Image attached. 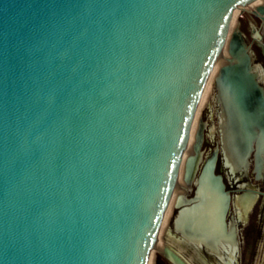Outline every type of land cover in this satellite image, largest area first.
Masks as SVG:
<instances>
[{"label": "water", "instance_id": "water-1", "mask_svg": "<svg viewBox=\"0 0 264 264\" xmlns=\"http://www.w3.org/2000/svg\"><path fill=\"white\" fill-rule=\"evenodd\" d=\"M257 1L0 0V264H150L181 171L176 231L238 251L217 168L221 148L264 167V83L231 30ZM225 45L206 155L196 118Z\"/></svg>", "mask_w": 264, "mask_h": 264}, {"label": "flooded vegetation", "instance_id": "flooded-vegetation-1", "mask_svg": "<svg viewBox=\"0 0 264 264\" xmlns=\"http://www.w3.org/2000/svg\"><path fill=\"white\" fill-rule=\"evenodd\" d=\"M215 105L217 107L215 119L218 125V129L213 131L212 133L214 134V136L220 137L221 143V125L223 122V112L221 106L217 103V101ZM208 111L206 112V115L203 118L207 122L206 139L204 143L205 150L207 149L206 146L208 145V127L210 122L214 120L208 118ZM217 145L220 146L219 142L215 144V147ZM220 147H222V143ZM227 164V175L225 174L224 170L219 167V164L217 168V173L221 174L224 177L226 188L231 194V207L227 221L229 224L234 223L237 228V240L239 244L238 251L234 254L231 253V246L229 244H226L225 242H222L221 245H219L218 248L220 249V252H217L213 248L206 247L205 245H197L186 239L183 236L181 230H179L178 233L174 227L173 221L169 230L172 236L178 239L182 244L189 247L194 252V254L200 259H202L206 264H240V253L243 245L241 237L242 231L250 225L252 218H254L255 216H258V225L261 224V220L264 217V167L260 168L257 165L256 148L251 153L246 167L235 166L234 164H231L229 162L228 158ZM192 196L193 189L190 191L186 190V197L190 198ZM177 211L178 210L175 211V216L177 214ZM173 214L174 209H171L170 219L173 217ZM258 245L259 244H257V246ZM166 248H170L188 264H194L191 259L187 258L180 250H177L171 244H164L159 251V255L156 258L153 256L150 264H174L165 255Z\"/></svg>", "mask_w": 264, "mask_h": 264}, {"label": "rangeland", "instance_id": "rangeland-1", "mask_svg": "<svg viewBox=\"0 0 264 264\" xmlns=\"http://www.w3.org/2000/svg\"><path fill=\"white\" fill-rule=\"evenodd\" d=\"M234 20L238 22L237 26H239L245 34L246 41L248 45H250L251 52L254 57V62L259 67L260 76L264 83V22L254 14L251 6L237 10L234 15ZM214 75L215 73H212L198 110L201 112L199 117L204 118L206 112L209 110L207 114L208 118H211L212 120L214 119L212 122H210L208 127V145L206 146L207 149L205 150L206 155H209L213 151L217 142H219L221 146L220 137L214 136L212 133L218 129L215 119L217 107L215 105L216 91L214 87ZM194 127L195 125L193 126V130ZM219 167L224 170L225 174L227 173V157L222 149L220 153ZM182 186L183 181L179 180L173 196L174 199L177 198L179 193L183 192ZM175 211L176 210L174 208L173 217L170 219V207L167 210L165 220L161 228L155 250L153 252V256L156 258L159 255V251L164 244H171L174 248L180 250L187 258L191 259L194 264H206L202 259L197 257L189 247L182 244L170 233L169 230L175 216ZM258 221V216H255L252 218L250 225L242 231L241 237L243 245L240 253V264H264V217L261 220V224L258 225ZM257 244L259 245L257 246Z\"/></svg>", "mask_w": 264, "mask_h": 264}, {"label": "bare ground", "instance_id": "bare-ground-1", "mask_svg": "<svg viewBox=\"0 0 264 264\" xmlns=\"http://www.w3.org/2000/svg\"><path fill=\"white\" fill-rule=\"evenodd\" d=\"M264 4V0H259V1H257L256 3H254L253 5H251V8H252V11L255 13V9H256V7L258 6V5H261V4ZM237 25H238V22H236L234 19H233V23H232V25H231V30H234L236 27H237ZM227 45H225V47H224V49H223V52H222V56H221V58L219 59V62L217 63V65H216V67H215V69H214V71H213V74L215 73V75H214V79L216 78V76H217V74H218V71H219V68L221 67V65L223 64V63H225L226 62V59L228 58V52H227ZM200 111H198V113H197V118H196V122L198 121V119L200 118L199 116H200ZM196 122H195V127H194V130H193V134H192V137H191V141H190V143H189V148H188V150H187V155H189L190 153H191V151H192V145H193V143H194V133H195V131H196ZM180 180H182L183 181V171H181V177H180ZM182 188H183V192H181V193H186V190L187 189H189L188 188V186H187V184L183 181V186H182ZM181 193H179V194H181ZM175 202H176V199H174L173 198V200L171 201V204H170V210L171 209H174L175 207H174V205H175Z\"/></svg>", "mask_w": 264, "mask_h": 264}]
</instances>
